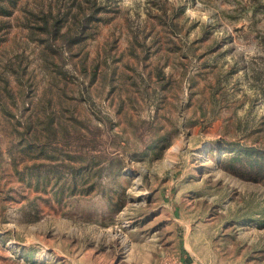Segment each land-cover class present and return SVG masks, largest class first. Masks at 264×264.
<instances>
[{
    "label": "rangeland",
    "instance_id": "obj_1",
    "mask_svg": "<svg viewBox=\"0 0 264 264\" xmlns=\"http://www.w3.org/2000/svg\"><path fill=\"white\" fill-rule=\"evenodd\" d=\"M0 6V264H264V0Z\"/></svg>",
    "mask_w": 264,
    "mask_h": 264
},
{
    "label": "trees",
    "instance_id": "obj_2",
    "mask_svg": "<svg viewBox=\"0 0 264 264\" xmlns=\"http://www.w3.org/2000/svg\"><path fill=\"white\" fill-rule=\"evenodd\" d=\"M0 8L2 7L0 6ZM43 21H46L45 17L43 18ZM50 34L54 36V30H52ZM230 152L231 154L229 155L228 164L229 168L235 167L234 165L237 163H244L246 171L249 174H253V178L257 176V179L261 178L264 180V152L261 149H253L252 147L251 149L245 148L239 150L237 147H233Z\"/></svg>",
    "mask_w": 264,
    "mask_h": 264
}]
</instances>
